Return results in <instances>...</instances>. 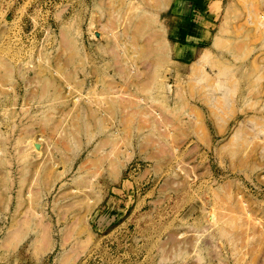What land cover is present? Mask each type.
I'll list each match as a JSON object with an SVG mask.
<instances>
[{
  "label": "rangeland",
  "instance_id": "obj_1",
  "mask_svg": "<svg viewBox=\"0 0 264 264\" xmlns=\"http://www.w3.org/2000/svg\"><path fill=\"white\" fill-rule=\"evenodd\" d=\"M0 264H264V0H0Z\"/></svg>",
  "mask_w": 264,
  "mask_h": 264
},
{
  "label": "built area",
  "instance_id": "obj_2",
  "mask_svg": "<svg viewBox=\"0 0 264 264\" xmlns=\"http://www.w3.org/2000/svg\"><path fill=\"white\" fill-rule=\"evenodd\" d=\"M2 1H6V0H2Z\"/></svg>",
  "mask_w": 264,
  "mask_h": 264
}]
</instances>
